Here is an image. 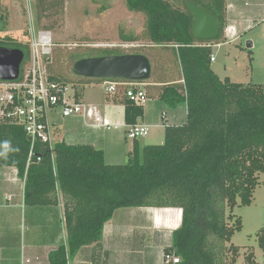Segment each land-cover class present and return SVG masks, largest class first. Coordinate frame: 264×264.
<instances>
[{"label": "trees", "instance_id": "1", "mask_svg": "<svg viewBox=\"0 0 264 264\" xmlns=\"http://www.w3.org/2000/svg\"><path fill=\"white\" fill-rule=\"evenodd\" d=\"M189 3L218 19L216 39L194 36ZM126 4L129 11L143 14L146 22L143 36L125 41L141 42L143 50L134 53H147L153 62L171 57L177 77L172 68L154 62L150 83L161 85L159 98L169 108L187 104L186 124L167 127L163 145L141 149L135 142L128 162L122 165L106 164L104 152L93 146L58 142L54 159L47 146L39 145L28 167L31 142L25 130L0 121V166L16 168L25 180L27 205L53 207L62 201L67 240L50 253L49 264H69L83 247L102 240L104 227L117 210L141 207L182 210V225L172 234V247L166 250L179 256L181 264H236L241 248L232 239L242 231L243 220L234 210L253 204L264 174V84L222 81L212 70L213 44L224 43L226 0H185L184 8L166 0H126ZM63 6V0L50 4L37 0L38 26L43 15ZM43 29L53 31V27ZM8 41L0 40V47L25 53L23 73L31 58L30 46ZM92 51L64 58L73 66L83 58L127 54ZM49 59L50 79L70 85L76 102L83 86L105 82L79 78L76 83L61 69L54 74ZM123 104L126 124L137 125L144 116L142 104L127 97ZM259 241L264 248L263 235L259 234ZM248 251L247 264H257L255 253Z\"/></svg>", "mask_w": 264, "mask_h": 264}, {"label": "crops", "instance_id": "2", "mask_svg": "<svg viewBox=\"0 0 264 264\" xmlns=\"http://www.w3.org/2000/svg\"><path fill=\"white\" fill-rule=\"evenodd\" d=\"M226 5L224 43L254 31H259L264 41V0H226ZM221 44L214 43L213 52ZM250 44L248 50L252 53L258 42L252 40ZM102 83L86 84L79 99L90 106L92 117L63 118L59 111L54 113L57 142L93 146L104 152L106 164L122 165L135 142L141 149L160 144L167 127H179L187 122L186 103L169 108L159 98L157 88L161 85L144 83L142 86L148 88H141L148 100L142 104L144 116L137 124L148 126L149 134L129 146L123 104L125 91L119 88L116 94H107ZM261 179L264 174L260 176V182L264 183ZM25 183L16 168L0 166V264H24L27 260L32 264H49L50 253L66 244L62 201L53 207L29 206L25 201ZM181 225L182 210L178 208L119 209L106 223L102 240L83 247L69 264H163L164 253L172 247V234Z\"/></svg>", "mask_w": 264, "mask_h": 264}, {"label": "rangeland", "instance_id": "3", "mask_svg": "<svg viewBox=\"0 0 264 264\" xmlns=\"http://www.w3.org/2000/svg\"><path fill=\"white\" fill-rule=\"evenodd\" d=\"M45 1L48 4L54 2V0ZM166 1L176 7L184 8L185 0ZM36 3L37 0L0 1V17H3V22L0 23V27L2 26L0 40L30 46L31 58L24 65V71L31 67L33 59L40 55L44 67L47 68V58H50L49 66L54 74L61 69L69 79L77 83L79 77L73 75L71 61L65 60L64 56L85 50H94L92 52L96 54L107 49L119 50L123 53L143 50L139 48L143 45L141 42L125 41V38L143 36L146 22L143 14L128 10L126 0H63L64 6L58 8L57 12L53 8L43 15L39 26L37 15L40 11L36 8ZM45 27H53V31L43 29ZM32 31H35L37 38L43 39L50 45L46 48H36ZM259 34V31H254L246 36L242 35L239 40L216 46L213 54L216 62H213L211 67L222 81L230 78L232 83L264 84V41ZM252 40H256L258 44L250 54L248 44L252 43ZM150 59L153 66L155 62L157 65L164 63L162 67L165 65L168 69L172 68L174 76L177 77L170 56L165 55L158 62ZM142 88L148 87L144 85ZM52 118L54 123V115ZM164 142L165 138L157 146L163 145ZM133 143L132 140L128 141L129 146ZM127 162L128 157L125 160V163ZM254 200L252 207H237L234 210V215L243 220L242 231L236 233L232 239L233 244L241 248V256L236 264H247L245 257L249 253L248 250L255 253V260L259 264H264V248L260 246L259 241V234L264 236L263 182L256 189Z\"/></svg>", "mask_w": 264, "mask_h": 264}, {"label": "built area", "instance_id": "4", "mask_svg": "<svg viewBox=\"0 0 264 264\" xmlns=\"http://www.w3.org/2000/svg\"><path fill=\"white\" fill-rule=\"evenodd\" d=\"M33 42L36 48H46L47 42L37 38ZM51 42V41H50ZM140 47V46H139ZM214 56L212 61H214ZM109 94H116L123 88L128 99L140 105L148 96L142 90V84L128 81H105L102 83ZM59 111L63 118L92 117V109L83 102H76L75 94L70 85H62L50 79L46 66L44 67L40 55H37L29 67L17 80H0V121L23 127L30 142L31 149L28 157V167L35 157L37 146H47L53 152L57 140L54 133L52 116ZM165 117V114H163ZM149 127L146 125L129 126L127 139L135 141L147 137ZM38 162L41 157H38ZM24 264H32L30 260ZM163 264H181V259L173 252H165Z\"/></svg>", "mask_w": 264, "mask_h": 264}, {"label": "water", "instance_id": "5", "mask_svg": "<svg viewBox=\"0 0 264 264\" xmlns=\"http://www.w3.org/2000/svg\"><path fill=\"white\" fill-rule=\"evenodd\" d=\"M193 15V34L200 40H214L220 34V23L210 12L188 4ZM248 44V48H251ZM25 53L20 49L0 47V80L14 81L20 76ZM154 66L144 53L96 56L76 61L72 73L90 80L146 83L152 79Z\"/></svg>", "mask_w": 264, "mask_h": 264}]
</instances>
